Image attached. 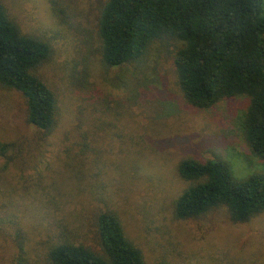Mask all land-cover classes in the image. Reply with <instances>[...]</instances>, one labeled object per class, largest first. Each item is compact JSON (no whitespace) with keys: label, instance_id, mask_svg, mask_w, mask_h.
<instances>
[{"label":"rangeland","instance_id":"374dc122","mask_svg":"<svg viewBox=\"0 0 264 264\" xmlns=\"http://www.w3.org/2000/svg\"><path fill=\"white\" fill-rule=\"evenodd\" d=\"M2 2L24 34L51 46L38 75L59 110L54 129L40 131L22 94L0 86V264H50L64 239L97 245L94 215L104 209L119 213L147 264H264V213L235 223L221 207L179 220L174 208L190 185L178 173L186 158L227 161L238 179L264 172L244 138L248 100L191 106L174 47L106 67L107 0H57L66 21L51 0Z\"/></svg>","mask_w":264,"mask_h":264},{"label":"trees","instance_id":"16d2710c","mask_svg":"<svg viewBox=\"0 0 264 264\" xmlns=\"http://www.w3.org/2000/svg\"><path fill=\"white\" fill-rule=\"evenodd\" d=\"M51 2L66 21L57 0ZM98 34L108 68L140 63L154 45L174 47L179 86L194 108L246 98L244 138L264 160V0H107ZM51 53L48 42L22 32L0 0V86L22 94L28 122L45 133L56 126L59 110L56 94L38 75ZM178 173L190 183L175 202L179 220L221 207L235 223L264 213V172L238 179L227 161L186 158ZM94 222L97 245L61 240L50 247L49 263L147 264L117 211L100 210Z\"/></svg>","mask_w":264,"mask_h":264}]
</instances>
